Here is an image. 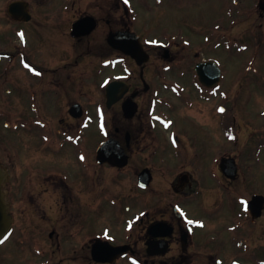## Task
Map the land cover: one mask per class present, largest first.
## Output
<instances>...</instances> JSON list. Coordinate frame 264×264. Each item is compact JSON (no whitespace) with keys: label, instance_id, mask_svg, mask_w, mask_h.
Instances as JSON below:
<instances>
[{"label":"flooded vegetation","instance_id":"flooded-vegetation-1","mask_svg":"<svg viewBox=\"0 0 264 264\" xmlns=\"http://www.w3.org/2000/svg\"><path fill=\"white\" fill-rule=\"evenodd\" d=\"M241 1L23 0L20 18L6 11L12 233L35 211L54 248L89 264H264V0L256 29L237 36L251 15ZM167 7L183 27L162 21ZM248 52L243 80L222 64L221 81L200 80L199 63ZM107 241L125 247L111 262L95 251Z\"/></svg>","mask_w":264,"mask_h":264},{"label":"rangeland","instance_id":"rangeland-1","mask_svg":"<svg viewBox=\"0 0 264 264\" xmlns=\"http://www.w3.org/2000/svg\"><path fill=\"white\" fill-rule=\"evenodd\" d=\"M9 1L10 0H0V39L2 37V34L8 33L10 31V24L8 23V20H6V6L7 2ZM256 3V0H246L245 4H243L241 1L242 6L245 7L247 11H251V15L249 16L250 18L248 17L246 22L236 25L234 31L235 35L239 36L242 35L243 32H247L249 29H256L254 28L255 24H257L258 22V6L256 7ZM168 7L167 19L162 18V21H165L167 23V27L171 29H176L179 26L183 27L182 22L186 21V19H183L185 15L180 11H176L177 9L170 13L169 11H171V9H168ZM203 7V13L201 10H199V12H197L198 16L203 17V15L206 16L208 14L211 16L213 13V3H204ZM254 10L256 11L254 12ZM221 13L224 12L219 11V15ZM196 16L197 15L195 14H191L189 18H195ZM242 17L243 14L240 15V18ZM248 55L249 52L245 54L243 53V55L237 56L235 58L228 59L226 56H222L220 54L217 56V58H219L220 60L223 59L222 64L225 66V70H229L230 68L232 76L236 75V79L238 80L242 77L241 69L242 66L245 65L248 61ZM186 59H188V57H186ZM262 60L264 61V56ZM107 74L110 75L109 72H107ZM261 78L264 79V76H261ZM187 80L189 79L187 78ZM241 80H243V78H241ZM210 94L214 95V92ZM205 95L207 96L206 92ZM216 134L217 132H214V136H216ZM254 136L255 133H253L250 137L251 141ZM246 137L244 136V134H242L239 144H235V148H244ZM219 139H222V137H219ZM125 182L126 180L124 179L123 183ZM30 219H33V221H30ZM15 225V231H13V233L10 235V238L5 243L0 244V264H89L83 259L84 253H75L74 256L70 255L72 250H70L69 248H66L64 250L54 248V246H52L54 245V240H51L49 238L48 232L45 230L42 232V230H40L41 224L39 225V218L36 216L35 211H32L27 218L18 215V219ZM61 225L62 226L60 227L64 230L65 233H75L74 230L78 226L77 223H74L73 221H69L67 219L62 221ZM69 235L70 234H67V236ZM30 237H32L33 239H29ZM75 239L79 240V237L77 236Z\"/></svg>","mask_w":264,"mask_h":264},{"label":"water","instance_id":"water-1","mask_svg":"<svg viewBox=\"0 0 264 264\" xmlns=\"http://www.w3.org/2000/svg\"><path fill=\"white\" fill-rule=\"evenodd\" d=\"M11 11H19L20 5L18 3H14L10 6ZM262 8L264 9V3L262 4ZM213 65V66H212ZM213 62L209 63H203L198 65V72L200 75V78L203 81H211L214 82L217 79L218 70L216 69V65ZM112 90V96H116V90L114 86ZM107 145V144H105ZM3 170L0 167V240L9 232L11 227V216L8 212L7 205L5 203L4 199V193H3ZM100 246L96 248V252L102 253L105 250V247L108 249L109 254H105L101 258H98L99 260L107 261L110 260L111 257L119 255L121 251V247H113L109 243L106 244H99ZM104 246V247H102Z\"/></svg>","mask_w":264,"mask_h":264}]
</instances>
